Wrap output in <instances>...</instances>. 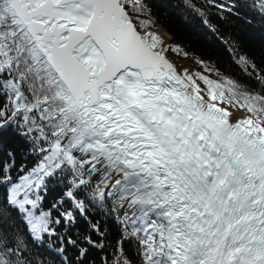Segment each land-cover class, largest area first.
<instances>
[{
    "label": "snow or ice",
    "instance_id": "1",
    "mask_svg": "<svg viewBox=\"0 0 264 264\" xmlns=\"http://www.w3.org/2000/svg\"><path fill=\"white\" fill-rule=\"evenodd\" d=\"M250 7L264 16V0ZM146 8L0 0V135L14 128L37 158L25 170L0 157V264H96L93 250L99 264H264V67L235 55L257 87L203 60L178 70L169 51L188 53ZM50 181L62 190L45 208Z\"/></svg>",
    "mask_w": 264,
    "mask_h": 264
},
{
    "label": "trees",
    "instance_id": "2",
    "mask_svg": "<svg viewBox=\"0 0 264 264\" xmlns=\"http://www.w3.org/2000/svg\"><path fill=\"white\" fill-rule=\"evenodd\" d=\"M198 2L203 3V0ZM220 2L235 3L238 14L225 12L221 15L213 8L205 9L206 17H201L184 8L183 0H143L147 6L146 11L150 10L154 28H163L171 36L170 44L179 45L188 53V58L197 63L198 60L207 62L210 67L218 69L223 76L230 77L239 84L257 87L236 64L235 55H246L258 66L264 67V16L251 9V0H220ZM205 18L208 24L204 23ZM180 55L183 56L182 53ZM9 150L15 153L17 169L21 167L25 170L31 169L37 162L35 156L27 154V144L14 128L6 129L0 135V157ZM13 174H16L15 170ZM61 190L62 186L55 181L48 183L47 190L43 193L45 208L58 198ZM93 219L108 228L109 239L115 238L116 225L110 217L94 211ZM88 230V223L80 218L76 227L72 229V235L74 238H79ZM48 247L54 251V244H49ZM73 251L70 249L69 255H72ZM100 255L95 250L91 252L96 264H99Z\"/></svg>",
    "mask_w": 264,
    "mask_h": 264
},
{
    "label": "rangeland",
    "instance_id": "3",
    "mask_svg": "<svg viewBox=\"0 0 264 264\" xmlns=\"http://www.w3.org/2000/svg\"><path fill=\"white\" fill-rule=\"evenodd\" d=\"M158 28H161V27H158ZM153 29H157V28H153ZM166 32V31H165ZM166 34H168L166 32ZM169 35V34H168ZM160 37H164L162 35H159ZM170 36V35H169ZM174 57L178 60H180L181 62H187L188 66L186 67L189 71H200V72H203L204 69L195 61L191 60L190 58L188 57H183L181 56L180 54H176V53H173ZM205 74H208V73H205ZM211 78L213 79H219L215 74H211Z\"/></svg>",
    "mask_w": 264,
    "mask_h": 264
},
{
    "label": "bare ground",
    "instance_id": "4",
    "mask_svg": "<svg viewBox=\"0 0 264 264\" xmlns=\"http://www.w3.org/2000/svg\"><path fill=\"white\" fill-rule=\"evenodd\" d=\"M155 31L157 34L162 35V39L166 44H170V36L166 34L165 30L163 28H157V29H152ZM168 55L171 57V59L176 63V65L179 67L180 70H183L188 66L187 62H181L180 60L176 59L173 55V52L169 51ZM239 115V113L237 114Z\"/></svg>",
    "mask_w": 264,
    "mask_h": 264
},
{
    "label": "water",
    "instance_id": "5",
    "mask_svg": "<svg viewBox=\"0 0 264 264\" xmlns=\"http://www.w3.org/2000/svg\"><path fill=\"white\" fill-rule=\"evenodd\" d=\"M170 42H171V36H170ZM168 57H169V59L176 65V63L171 59V57L168 55ZM177 66V65H176ZM177 68H178V70H180L179 69V67L177 66Z\"/></svg>",
    "mask_w": 264,
    "mask_h": 264
}]
</instances>
